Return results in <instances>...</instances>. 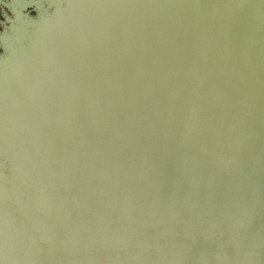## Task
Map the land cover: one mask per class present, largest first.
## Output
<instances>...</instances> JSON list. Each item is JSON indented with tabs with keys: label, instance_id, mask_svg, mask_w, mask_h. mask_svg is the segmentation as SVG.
<instances>
[{
	"label": "water",
	"instance_id": "obj_1",
	"mask_svg": "<svg viewBox=\"0 0 264 264\" xmlns=\"http://www.w3.org/2000/svg\"><path fill=\"white\" fill-rule=\"evenodd\" d=\"M32 22L0 52V264H264V0Z\"/></svg>",
	"mask_w": 264,
	"mask_h": 264
},
{
	"label": "flooded vegetation",
	"instance_id": "obj_2",
	"mask_svg": "<svg viewBox=\"0 0 264 264\" xmlns=\"http://www.w3.org/2000/svg\"><path fill=\"white\" fill-rule=\"evenodd\" d=\"M39 1L43 0H0V52L5 36L15 23L24 36L30 38L34 29L32 20L39 13Z\"/></svg>",
	"mask_w": 264,
	"mask_h": 264
},
{
	"label": "rangeland",
	"instance_id": "obj_3",
	"mask_svg": "<svg viewBox=\"0 0 264 264\" xmlns=\"http://www.w3.org/2000/svg\"><path fill=\"white\" fill-rule=\"evenodd\" d=\"M15 62H9L7 67V77L9 82L12 80H17L21 76H24L25 78L30 77V71L27 67L24 69L17 64H13ZM17 63V62H16Z\"/></svg>",
	"mask_w": 264,
	"mask_h": 264
}]
</instances>
